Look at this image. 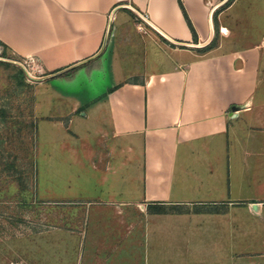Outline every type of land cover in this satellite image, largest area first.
Returning <instances> with one entry per match:
<instances>
[{"label": "crops", "instance_id": "crops-1", "mask_svg": "<svg viewBox=\"0 0 264 264\" xmlns=\"http://www.w3.org/2000/svg\"><path fill=\"white\" fill-rule=\"evenodd\" d=\"M181 2L0 0V49L40 64L38 117L79 115L104 148L70 264H264V0Z\"/></svg>", "mask_w": 264, "mask_h": 264}, {"label": "rangeland", "instance_id": "rangeland-1", "mask_svg": "<svg viewBox=\"0 0 264 264\" xmlns=\"http://www.w3.org/2000/svg\"><path fill=\"white\" fill-rule=\"evenodd\" d=\"M1 54L2 49L0 264H70L76 252L64 244L80 241L78 232L87 211L86 204L72 200L97 197L105 190L100 184L103 172L92 168L105 166V160L101 163L98 157L104 148L90 138L98 153H88L82 144L85 139L76 136L81 127L88 130L79 115L68 127L59 120L38 117V97L45 94L38 85L39 61L38 70L28 74L19 63L3 64L7 58ZM46 110L44 106L42 111ZM128 156L125 153L122 158ZM115 160L113 156L111 164ZM141 173V162L134 160L108 175L110 181L122 179L123 186L116 190L125 191L132 177L140 179Z\"/></svg>", "mask_w": 264, "mask_h": 264}, {"label": "built area", "instance_id": "built-area-1", "mask_svg": "<svg viewBox=\"0 0 264 264\" xmlns=\"http://www.w3.org/2000/svg\"><path fill=\"white\" fill-rule=\"evenodd\" d=\"M18 63L28 72V74H32L33 71L38 70V58L36 56L24 57L19 60Z\"/></svg>", "mask_w": 264, "mask_h": 264}, {"label": "trees", "instance_id": "trees-1", "mask_svg": "<svg viewBox=\"0 0 264 264\" xmlns=\"http://www.w3.org/2000/svg\"><path fill=\"white\" fill-rule=\"evenodd\" d=\"M231 1H232V0H228V1L226 2L225 5H228ZM180 4H181L182 8L184 9V6H183L181 0H180ZM184 12H185V9H184ZM186 16H187V15H186ZM187 18H188V16H187ZM188 21H189V19H188ZM189 23H190L191 29H192V31H193L194 38L196 39V38H197L196 31H195V29H194L192 23H191L190 21H189ZM213 44H214V42H212V43H211L210 45H208L207 47H203V48H201V50H204V51H205V50H207V49H210L211 46H212ZM1 56L4 57V58H10V57L7 56V54H6L5 51L2 52ZM1 62H2L3 64H5V65H10V64H11V62H9V61H5V60H2Z\"/></svg>", "mask_w": 264, "mask_h": 264}, {"label": "water", "instance_id": "water-1", "mask_svg": "<svg viewBox=\"0 0 264 264\" xmlns=\"http://www.w3.org/2000/svg\"><path fill=\"white\" fill-rule=\"evenodd\" d=\"M228 0H225V2H227ZM186 45H188V44H186ZM3 60H5V61H9V62H12V63H18V62H16L15 60H13V59H3ZM66 70H64L63 72H65Z\"/></svg>", "mask_w": 264, "mask_h": 264}]
</instances>
